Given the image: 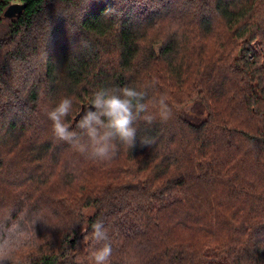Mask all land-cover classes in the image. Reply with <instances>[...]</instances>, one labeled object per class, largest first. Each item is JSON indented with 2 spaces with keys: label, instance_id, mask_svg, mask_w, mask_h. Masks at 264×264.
Masks as SVG:
<instances>
[{
  "label": "trees",
  "instance_id": "1",
  "mask_svg": "<svg viewBox=\"0 0 264 264\" xmlns=\"http://www.w3.org/2000/svg\"><path fill=\"white\" fill-rule=\"evenodd\" d=\"M16 2L23 11L5 17ZM0 24V241L11 221H34L48 165L88 154L89 166L120 162L124 178L79 201L60 197L75 216L59 239L29 237L15 264H96L105 246L104 264H264V0H0ZM217 28L223 39L204 58ZM123 87L141 94L134 145L78 126L96 111L94 93ZM62 97L72 100L69 140L53 135L46 114ZM195 98L209 109L199 124L181 113Z\"/></svg>",
  "mask_w": 264,
  "mask_h": 264
},
{
  "label": "rangeland",
  "instance_id": "2",
  "mask_svg": "<svg viewBox=\"0 0 264 264\" xmlns=\"http://www.w3.org/2000/svg\"><path fill=\"white\" fill-rule=\"evenodd\" d=\"M176 22L177 19H171V28L175 26ZM6 30V26L0 24V41ZM159 33H161V30ZM218 37L221 40L223 39V31H219L217 28V31H214L208 38L206 47L203 50V53L206 54L204 58H207L209 55V48L211 49L213 46H217L218 48V44H216ZM214 42L215 44H213ZM254 46L262 50L259 40L255 41ZM185 50L188 51L187 48ZM208 110L206 102L202 99L195 98L182 107L181 113L191 122L199 124L208 117ZM35 134L36 131L32 134H26V140H24L23 143L32 144L36 137ZM87 155L82 157L78 155L77 158L75 156H69V159L66 160L67 166H61L62 163H60V160L58 163H54L53 166L48 165L47 169L50 170V176L48 175L47 184L43 187L45 196L41 198V209L32 211L29 215L34 221L31 222L32 224L30 223L31 225H25L24 223L19 225L18 222L12 223L11 221L9 228H6L8 232L7 239L0 241V254L4 256L3 264H15L20 258H26L27 254L24 253H26L27 248L24 244L29 241V237L35 239L36 243L40 245L46 240L45 236L47 234L56 233L59 239L60 226L68 221V217L75 216L72 212H66L63 209L60 210V197H66L68 200L76 197V199H78L76 201H79L81 200L79 198H83V196L80 195L83 192L85 193L86 188L95 187L96 190L98 189L100 191L101 187L107 188L115 186L123 181L124 178L121 177L122 174H120L119 179L116 180V175L118 174L114 171L117 166H121L120 162L112 163L108 160L99 164V166H89L91 163V155ZM106 167H108L109 173L102 172L103 168L104 170L107 169ZM42 171L43 170H40V172ZM65 171H67V173ZM36 176H40V180L44 179L43 174L39 173ZM33 183L36 186L38 185L35 180H33ZM17 199H19V196H14L13 200L10 201L13 203V201H17Z\"/></svg>",
  "mask_w": 264,
  "mask_h": 264
},
{
  "label": "clouds",
  "instance_id": "3",
  "mask_svg": "<svg viewBox=\"0 0 264 264\" xmlns=\"http://www.w3.org/2000/svg\"><path fill=\"white\" fill-rule=\"evenodd\" d=\"M122 95L107 94L104 90L94 93V99L91 100L92 108L96 111L89 110L79 119V127H88L94 134L95 129L92 125H101L106 129L104 136L101 139H108L112 136H118L122 141L128 145H134L136 128L133 127V121L135 116L132 111V100L141 97L135 89L129 87H123L121 89ZM161 111L160 119L167 121L172 115V109L169 107L163 99L160 101ZM72 108V100L70 97H62L57 104L48 111L47 117L51 121V130L53 135L59 140H69L74 134L68 131L69 125L64 123V118L68 117ZM146 110V106L143 104H137V111L143 112ZM101 116L107 118V123L101 120ZM149 124L152 123V118H146ZM153 139L146 137L141 141L142 147H151ZM103 151V149H101ZM96 229V235L100 236V224L94 225ZM111 249L105 246L101 251L95 254L96 264H104L107 257L110 254ZM4 256L0 254V264H3Z\"/></svg>",
  "mask_w": 264,
  "mask_h": 264
},
{
  "label": "water",
  "instance_id": "4",
  "mask_svg": "<svg viewBox=\"0 0 264 264\" xmlns=\"http://www.w3.org/2000/svg\"><path fill=\"white\" fill-rule=\"evenodd\" d=\"M24 8H25V4L23 3H19V2L12 3L5 10L4 16L9 18L14 17L19 13H21Z\"/></svg>",
  "mask_w": 264,
  "mask_h": 264
}]
</instances>
